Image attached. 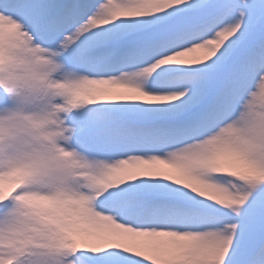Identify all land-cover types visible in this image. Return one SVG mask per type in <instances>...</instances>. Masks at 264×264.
Here are the masks:
<instances>
[{
	"label": "snow or ice",
	"instance_id": "6c2138e0",
	"mask_svg": "<svg viewBox=\"0 0 264 264\" xmlns=\"http://www.w3.org/2000/svg\"><path fill=\"white\" fill-rule=\"evenodd\" d=\"M0 264H264V0H0Z\"/></svg>",
	"mask_w": 264,
	"mask_h": 264
}]
</instances>
